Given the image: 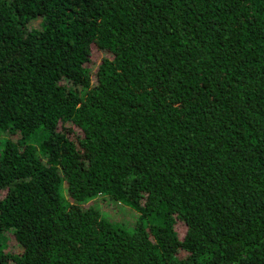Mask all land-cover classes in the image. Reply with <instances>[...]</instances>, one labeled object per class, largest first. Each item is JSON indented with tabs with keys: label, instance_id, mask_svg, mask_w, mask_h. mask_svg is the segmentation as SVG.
Here are the masks:
<instances>
[{
	"label": "trees",
	"instance_id": "obj_1",
	"mask_svg": "<svg viewBox=\"0 0 264 264\" xmlns=\"http://www.w3.org/2000/svg\"><path fill=\"white\" fill-rule=\"evenodd\" d=\"M0 264H264V0H0Z\"/></svg>",
	"mask_w": 264,
	"mask_h": 264
}]
</instances>
